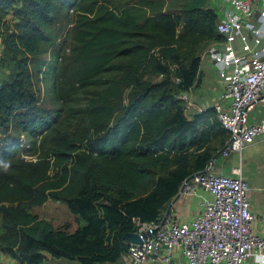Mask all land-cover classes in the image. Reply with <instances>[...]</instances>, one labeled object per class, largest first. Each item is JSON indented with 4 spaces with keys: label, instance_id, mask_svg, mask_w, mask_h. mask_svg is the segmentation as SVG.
Listing matches in <instances>:
<instances>
[{
    "label": "trees",
    "instance_id": "1",
    "mask_svg": "<svg viewBox=\"0 0 264 264\" xmlns=\"http://www.w3.org/2000/svg\"><path fill=\"white\" fill-rule=\"evenodd\" d=\"M10 3L18 19L7 48L20 56L0 82V251L18 264H39L46 252L114 261L125 232L154 220L230 137L214 105L188 114L181 96L204 48L224 38L218 7L0 0V8ZM57 19L67 25L56 40ZM42 81L51 104L39 96ZM49 197L83 222L70 229L29 209Z\"/></svg>",
    "mask_w": 264,
    "mask_h": 264
},
{
    "label": "built area",
    "instance_id": "2",
    "mask_svg": "<svg viewBox=\"0 0 264 264\" xmlns=\"http://www.w3.org/2000/svg\"><path fill=\"white\" fill-rule=\"evenodd\" d=\"M218 7L217 27L224 36L204 52L217 64L226 89L214 106L230 137L220 154H229L255 142L264 134V118L249 121L248 111L264 100V0H212ZM186 108L202 109L181 93ZM217 155L183 184L180 196L198 186L211 195L192 217L177 219L165 208L154 220L137 223L131 231L142 233L129 240L125 250L129 264H264V235L251 221L256 216L242 175L216 171Z\"/></svg>",
    "mask_w": 264,
    "mask_h": 264
},
{
    "label": "crops",
    "instance_id": "3",
    "mask_svg": "<svg viewBox=\"0 0 264 264\" xmlns=\"http://www.w3.org/2000/svg\"><path fill=\"white\" fill-rule=\"evenodd\" d=\"M256 4L261 5V1L256 0ZM214 43L217 44V40L210 42L203 50L197 80L187 90L182 92H186L201 108L214 105L216 101L222 99L226 89L224 80L219 76L216 62L210 54L204 52ZM185 110L188 114H192L197 109L185 108ZM262 118H264V100L258 99L252 108L249 109L248 119L249 121H257ZM214 169L219 172L242 175L248 182L247 194L250 197L252 209L256 213V216L251 221V226L256 232L264 235V134L260 135L255 142L248 144L240 150L232 151L227 155L220 154L217 157ZM194 193L204 195L205 197L210 195L203 186H198ZM192 194L179 197L187 199ZM200 209L201 207H198L194 212ZM193 213H191L190 218ZM61 259V256L55 257L46 252V257L39 264H63V260ZM117 261H120V264H129L125 253H122L114 261H102L95 264L115 263ZM0 264H18V262L6 252L0 251Z\"/></svg>",
    "mask_w": 264,
    "mask_h": 264
},
{
    "label": "rangeland",
    "instance_id": "4",
    "mask_svg": "<svg viewBox=\"0 0 264 264\" xmlns=\"http://www.w3.org/2000/svg\"><path fill=\"white\" fill-rule=\"evenodd\" d=\"M20 4V1L16 2V6ZM17 19L18 15L14 12L13 3L6 5L2 9L0 8V82L9 76L10 68L16 66V58L20 56V53H16V51L7 48L6 42L7 34L9 31L15 29V22ZM66 25L67 24L63 19H57L52 23L51 28L55 34L56 40L63 34ZM47 52L43 53L41 56H48ZM34 80L36 79L34 78ZM35 83L37 84L38 82L35 81ZM39 83L42 88L39 96H43L46 104L53 103L52 94L51 92H47L45 82L42 81ZM222 101L225 100L222 99ZM0 134H2L1 131ZM207 192L209 191L207 190ZM204 198V195L196 193H193L192 196L187 199L185 197H179L171 205L170 213L175 214L179 220H187L190 218L191 213L197 210L198 207H202V201ZM29 209L38 213L40 216L46 217L52 221L54 225L66 224L70 229L83 222L81 217L68 208L65 201L54 197H49L45 202L31 206ZM61 258V260H63V264H82L77 258H69L64 256H61ZM98 264H120V261L115 263L111 262Z\"/></svg>",
    "mask_w": 264,
    "mask_h": 264
},
{
    "label": "water",
    "instance_id": "5",
    "mask_svg": "<svg viewBox=\"0 0 264 264\" xmlns=\"http://www.w3.org/2000/svg\"><path fill=\"white\" fill-rule=\"evenodd\" d=\"M218 156V155H217ZM192 175V174H191ZM189 175L184 181L183 183L181 184L178 192L168 201L167 203V206H166V212H169L170 209H171V205L174 203V201L180 196L181 194V189H182V186L184 184V182L191 176ZM152 230V228H148L147 229V233H150ZM146 232H142V233H138V232H134V231H128V232H125V237L128 239V240H134V241H140L142 239V236L146 234Z\"/></svg>",
    "mask_w": 264,
    "mask_h": 264
}]
</instances>
